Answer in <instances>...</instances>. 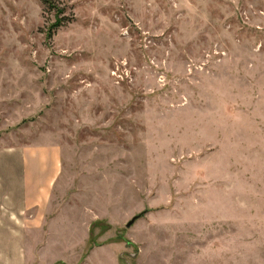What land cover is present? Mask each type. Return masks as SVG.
<instances>
[{"label": "rangeland", "instance_id": "rangeland-1", "mask_svg": "<svg viewBox=\"0 0 264 264\" xmlns=\"http://www.w3.org/2000/svg\"><path fill=\"white\" fill-rule=\"evenodd\" d=\"M51 1L0 0V218L51 160L36 264H264V0Z\"/></svg>", "mask_w": 264, "mask_h": 264}, {"label": "crops", "instance_id": "crops-1", "mask_svg": "<svg viewBox=\"0 0 264 264\" xmlns=\"http://www.w3.org/2000/svg\"><path fill=\"white\" fill-rule=\"evenodd\" d=\"M40 161L34 160V158L32 157H29L27 161V173L29 175V173L31 172L33 176H29L30 178L28 176L23 178V183L24 181H26V183L30 184L28 191H25L24 189L22 193L23 201L25 202V206L23 207V209L19 210L18 207L14 210H11L10 213L13 215L11 219L0 218V227L8 226L14 228L12 229V231L7 232L6 234H1L0 232V264H36L35 251L32 253L31 247V243L35 241V238L33 235H30L29 232L21 230L20 228L33 226V224H31L32 218H21L19 213L20 211L22 212L25 210L29 211V214H37L38 209L36 208V205H38L42 200L45 201L46 197L50 194V189L49 187H47V169L50 168L49 165L51 164V160L43 159L41 162ZM38 163H47L48 167L44 164L43 166H41ZM35 164L38 165L34 166ZM33 169L37 170L40 173L39 177L34 175ZM28 170H30V172ZM8 199L9 201H14L12 197H8ZM56 220L57 219H53L52 221H49V225H58L56 223H59V221ZM5 243L9 244L5 246ZM40 259L42 261H40L38 264H50V262H47V258L45 256H40ZM56 259L57 258H55L54 260Z\"/></svg>", "mask_w": 264, "mask_h": 264}, {"label": "water", "instance_id": "water-1", "mask_svg": "<svg viewBox=\"0 0 264 264\" xmlns=\"http://www.w3.org/2000/svg\"><path fill=\"white\" fill-rule=\"evenodd\" d=\"M139 217H140V215H136L131 220H129V222L127 223V227L131 226L132 223H134L135 220H137Z\"/></svg>", "mask_w": 264, "mask_h": 264}, {"label": "trees", "instance_id": "trees-1", "mask_svg": "<svg viewBox=\"0 0 264 264\" xmlns=\"http://www.w3.org/2000/svg\"><path fill=\"white\" fill-rule=\"evenodd\" d=\"M42 2H44L46 5H49L50 7L52 5L51 0H42Z\"/></svg>", "mask_w": 264, "mask_h": 264}]
</instances>
